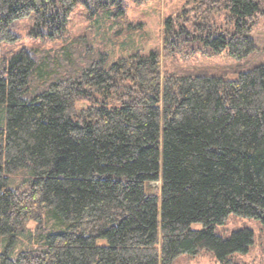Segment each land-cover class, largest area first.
<instances>
[{
  "label": "trees",
  "instance_id": "trees-1",
  "mask_svg": "<svg viewBox=\"0 0 264 264\" xmlns=\"http://www.w3.org/2000/svg\"><path fill=\"white\" fill-rule=\"evenodd\" d=\"M126 2L0 0V48L26 18L31 34L60 43L0 52V264H180L202 253L253 264L238 257L254 231L219 229L238 217L264 235V63L167 67L164 56L250 55L264 0H186L164 20L163 50L148 48ZM81 6L109 31L74 35Z\"/></svg>",
  "mask_w": 264,
  "mask_h": 264
},
{
  "label": "rangeland",
  "instance_id": "rangeland-1",
  "mask_svg": "<svg viewBox=\"0 0 264 264\" xmlns=\"http://www.w3.org/2000/svg\"><path fill=\"white\" fill-rule=\"evenodd\" d=\"M185 1L186 0H149L139 5L131 0H127L126 15L129 23L142 24L141 28L144 29L148 38V48L162 49L165 28L164 20L172 16L176 17L178 12H180L181 8L184 6ZM70 17V29L74 35L83 33L87 27H90L92 24H94V27H97L100 32H104L105 30L109 31L108 25H105L106 23L104 21H91L88 18V11L84 6L77 8ZM184 20H186V18H180V22H185ZM218 21L222 22L223 17H220ZM32 28V18L22 20L18 24L19 38L12 43H6L1 46L0 52L6 55H14L24 48H52L60 44L59 42H53L52 40L41 36H34L31 34ZM141 28L138 30V33L141 32ZM253 33L256 39L257 48L254 52L244 58H235L229 55L226 49L220 54L211 57L198 51L184 50L183 53L173 52L175 59L172 54L167 55L170 57L169 59L164 56V58H166L164 59V65L169 67L173 60H177L176 62H178V64L188 66L190 68L225 70L228 68L240 67L243 70H246L257 63H264V17L259 18ZM136 38L137 43H139L140 38L138 34H136ZM122 51L123 49L117 48L116 52L120 54ZM153 186L158 187L160 186V183H154ZM34 227L35 224L31 223L30 228L34 229ZM194 227L201 228L202 226L195 225ZM241 227H248L254 231L255 244L252 246L248 254L238 257V260L253 264L264 262V235L261 232L260 223L258 221L230 217L224 227L219 230L223 233H229L230 231ZM8 243L9 239L7 237L0 236V250L7 246ZM22 248L23 246L15 248L14 254L21 251ZM179 262L180 264H221L211 255L205 253H202L194 258L181 257Z\"/></svg>",
  "mask_w": 264,
  "mask_h": 264
}]
</instances>
